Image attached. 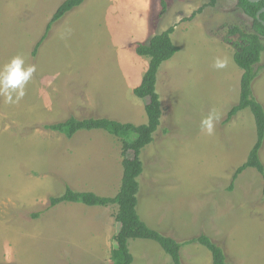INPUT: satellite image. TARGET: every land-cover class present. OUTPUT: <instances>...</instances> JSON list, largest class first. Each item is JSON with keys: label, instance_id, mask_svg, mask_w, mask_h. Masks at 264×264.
<instances>
[{"label": "rangeland", "instance_id": "obj_1", "mask_svg": "<svg viewBox=\"0 0 264 264\" xmlns=\"http://www.w3.org/2000/svg\"><path fill=\"white\" fill-rule=\"evenodd\" d=\"M63 1L0 0V65L17 54L36 65L19 103L0 96V264H111L116 207L50 208L49 198L66 187L114 197L120 141L101 130L68 139L43 127L70 117L145 124L146 101L132 90L149 60L134 45L170 27L178 52L158 70L162 115L139 155L136 212L176 242L209 237L227 264H264V177L248 169L232 182L255 142L253 117L244 110L224 123L242 75L233 61L237 37L227 31L251 32V19L236 0H218L213 8L208 0H86L51 26L32 57ZM217 57H227L228 66L214 69ZM255 70L252 96L264 109V52ZM210 110L221 118L207 136L199 123ZM259 158L264 166V142ZM128 250L131 264H171L151 241L131 240ZM180 259L211 264L198 244L183 246Z\"/></svg>", "mask_w": 264, "mask_h": 264}, {"label": "trees", "instance_id": "obj_2", "mask_svg": "<svg viewBox=\"0 0 264 264\" xmlns=\"http://www.w3.org/2000/svg\"><path fill=\"white\" fill-rule=\"evenodd\" d=\"M86 0H65L52 15L45 27V32L35 44L31 54L35 58L40 45L46 39L51 26L72 10L78 8ZM218 0H208L207 6L213 8ZM236 7L245 16L251 19V32H244L238 27L227 31L230 36L237 37V48L233 55L235 65L242 71L239 82L238 101L228 111L224 123L230 122L238 113L249 110L253 117L255 126V142L247 156L246 161L238 167L232 177L234 182L239 175L248 169L256 171L264 177V166L262 165L259 152L264 142V109L262 105L252 96V83L257 77L256 66L260 62L261 54L264 52V0L250 3L247 0H236ZM173 28L154 35L146 43L134 45L135 54L148 58V67L142 76L141 82L132 93L142 101H146L144 112L146 123L134 125L131 123H120L107 118L77 119L70 117L64 122L44 125L46 131L63 134L66 138H72L79 131L101 130L118 139L121 144V167L122 177L117 193L112 198L100 197L90 192H76L66 187L59 197L49 198V207L54 208L66 203H79L87 207L107 208L116 207L114 215L115 222L119 225L118 232L113 237L116 248L110 253L111 264H131L132 256L128 250L131 240H144L156 243L161 250L170 258L171 264H181L180 249L189 244H198L205 248L211 258V264H227L222 248L205 235H199L186 242H176L158 231L148 227L136 212L137 195L139 184L137 179L142 174V163L139 155L143 148L152 143L153 135L160 126L161 107L159 96L156 92L158 70L163 63L170 60L177 52L171 41ZM132 158L128 159L127 154ZM35 214L33 217H37Z\"/></svg>", "mask_w": 264, "mask_h": 264}, {"label": "clouds", "instance_id": "obj_3", "mask_svg": "<svg viewBox=\"0 0 264 264\" xmlns=\"http://www.w3.org/2000/svg\"><path fill=\"white\" fill-rule=\"evenodd\" d=\"M66 33H70V29H67ZM61 38H64V34ZM228 63L227 57H217L214 59L212 67L216 70H222L228 66ZM35 72L36 65L26 64L25 58L20 54L11 57L6 63L0 65V96L3 97L4 103L10 105L19 103L26 95V85L33 78ZM220 118L215 110H210L200 120V132L212 136Z\"/></svg>", "mask_w": 264, "mask_h": 264}, {"label": "water", "instance_id": "obj_4", "mask_svg": "<svg viewBox=\"0 0 264 264\" xmlns=\"http://www.w3.org/2000/svg\"><path fill=\"white\" fill-rule=\"evenodd\" d=\"M248 2H250V3H256V2H259L260 0H247ZM262 12H264V9H262L261 11H259L258 12V14H257V19L259 18V15L262 13ZM263 24V26H264V23H262Z\"/></svg>", "mask_w": 264, "mask_h": 264}, {"label": "crops", "instance_id": "obj_5", "mask_svg": "<svg viewBox=\"0 0 264 264\" xmlns=\"http://www.w3.org/2000/svg\"><path fill=\"white\" fill-rule=\"evenodd\" d=\"M143 32H144V31H143ZM147 67H148V65H147ZM160 69H161V68H160ZM146 70H147V68H146ZM146 70H145V71H146ZM159 71H160V70H159ZM144 73H145V72H144ZM142 76H143V75H142ZM141 79H142V78H141ZM140 82H141V81H140ZM138 85H139V84H138ZM138 85H137V86H138ZM133 89H134V88H133ZM132 91H133V90H132Z\"/></svg>", "mask_w": 264, "mask_h": 264}]
</instances>
